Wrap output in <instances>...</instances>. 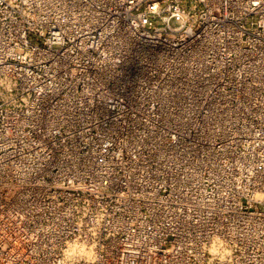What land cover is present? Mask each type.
Returning <instances> with one entry per match:
<instances>
[{
	"label": "built area",
	"instance_id": "obj_1",
	"mask_svg": "<svg viewBox=\"0 0 264 264\" xmlns=\"http://www.w3.org/2000/svg\"><path fill=\"white\" fill-rule=\"evenodd\" d=\"M0 264H264V0H0Z\"/></svg>",
	"mask_w": 264,
	"mask_h": 264
}]
</instances>
